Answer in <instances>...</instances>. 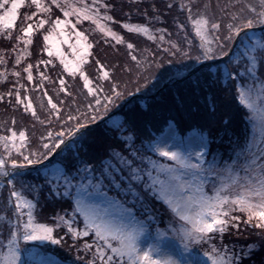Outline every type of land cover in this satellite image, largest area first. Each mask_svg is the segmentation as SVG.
<instances>
[{
	"label": "snow or ice",
	"instance_id": "snow-or-ice-1",
	"mask_svg": "<svg viewBox=\"0 0 264 264\" xmlns=\"http://www.w3.org/2000/svg\"><path fill=\"white\" fill-rule=\"evenodd\" d=\"M114 7L107 0H0V38L15 41L0 63L15 54L16 77L0 101L7 96L14 111L30 113L33 129L41 128L37 136L28 125L17 129L15 117L11 127L0 123V264H243L264 247V0H228L215 7L211 0H170L166 7L186 20H174L177 39L167 28L151 26L163 22L155 4L154 15L143 13L145 23L119 22L154 42L155 50L126 43L112 26ZM84 22L96 26L104 43H126L130 62L120 71L134 79L136 93L180 83L185 94L176 103L204 97L206 113L226 100L241 114L240 132L230 134L225 147L212 149L200 127L190 125L181 135L167 120L153 137L134 115L116 117L120 101L126 104L132 96V79H116L117 65L99 59L98 75L90 78L85 65L93 43L81 30ZM41 33L40 51L50 59L15 70L32 56ZM62 44L74 59L65 58ZM53 54L66 73L82 80L86 103H77L62 75L55 96L44 86L52 78L39 68L53 64ZM0 80L7 81L6 71ZM106 122L119 147L101 155L91 145L97 143L94 130ZM42 198L68 207L52 223L40 222ZM241 225L258 229V239L225 244L223 235L232 229L239 235ZM68 238L74 259L56 247L64 248Z\"/></svg>",
	"mask_w": 264,
	"mask_h": 264
},
{
	"label": "trees",
	"instance_id": "trees-1",
	"mask_svg": "<svg viewBox=\"0 0 264 264\" xmlns=\"http://www.w3.org/2000/svg\"><path fill=\"white\" fill-rule=\"evenodd\" d=\"M90 2V0H89ZM108 3L114 4L115 7L112 10V15L115 17L117 23L113 24V28L120 32L124 37L125 41L132 42L138 48L148 47L153 50L156 49V44L152 41L147 40L142 34H136L125 30L121 26V21L132 22V23H145L146 18L144 16L145 10L149 16L154 15L152 12V5L155 4L157 8L160 9V13L163 17V22L153 23L152 27H163L167 28L169 32L172 33V39H177L176 25L174 23L175 18L179 17L180 22H186L185 15L177 11L176 8L169 10L166 5L170 0H107ZM205 2V0H201ZM228 0H211V4L215 7L218 3H227ZM32 9L24 8V12H29ZM57 14H60L57 12ZM130 14V17H129ZM62 15V14H61ZM79 26V25H78ZM81 30H86V34L89 35L90 42L93 43V54L89 57V62L85 65V71L90 75L93 80L96 79L98 75V65L95 63L99 59L102 63L112 66L117 65L116 68V79L128 80L132 79V83L128 87V92L132 93V96H126L125 100L128 102L125 104L124 101H120L123 105L118 112H115L116 117L125 118L126 116H135L136 123L138 126L149 131L153 137L159 136L161 132L165 130V121L172 120L181 130V135H186L190 131V125L193 127H200L205 131L210 140V148L215 149L217 147L223 148L227 145L230 134H236L240 132L242 121L240 119V113L235 110L232 104L226 100H222L218 103L215 112H211V109L206 113L203 110V105L205 103L204 97H188L184 105H178L176 103V97L185 94V87L183 84H169L160 87L155 92H150L148 95H141L134 91L135 81L133 78L129 77L126 73L120 71V66L125 63L130 62V55L128 53L126 43L117 44L115 42H110L108 44L104 43V36L100 33L96 26L92 22H84ZM188 31L191 32L190 24L188 25ZM17 34H19V29H17ZM15 43L13 40L9 42L6 39L0 38V55L3 54V50L10 49L12 44ZM43 33L37 35L34 38V45L31 47L30 51L32 56L26 58L24 62L15 70H21L27 63L35 64L37 60H47L50 59L47 52L41 53L40 49L43 48ZM64 54L66 59H74V54L70 52L69 48L64 49ZM159 54V53H158ZM54 63L48 65L46 68L41 65L39 71H44L52 79L45 83V87L49 90L50 94L55 96V90L58 88L59 76H63L67 81L69 86V91L73 93V97L76 99L78 104H84L87 100L84 97L86 89L82 90V80L78 76L73 77L71 74L66 73L63 70V65L60 63L59 57L51 58ZM6 63H0V76H3L5 71L7 72V80L9 82H4L0 80V93H7L9 88L16 82V77L12 75L14 70V60L15 54H9L6 57ZM24 77L26 84L31 87L33 82L26 80V74L21 73ZM34 76L36 77V82L39 81V73L34 70ZM55 81V83H53ZM142 83V81H141ZM31 96H38L36 91L30 93ZM134 97V98H133ZM61 99H66V94L60 96ZM47 99L46 97L44 98ZM13 99V103H14ZM72 100L69 98L68 103L71 104ZM199 104L201 106V111H196V106ZM37 109H39V101H36ZM119 107V105H117ZM191 108L192 114L190 115L188 109ZM247 115V113H244ZM15 117L17 120L16 127L21 128L28 125V131L30 134H35L38 136L41 131L40 125L37 124L36 128L31 127L33 118L30 113L21 115V110H13L11 104L8 103V98L5 96L3 101H0V123L7 121V127H11V118ZM108 127L107 122L105 126L98 127L94 130L95 139L97 143L91 145V147L99 154L104 155L109 150V147H119V143L115 141L111 135H109L106 128ZM159 129V131L157 130ZM3 129H0L2 131ZM147 139V137H145ZM211 155V153H209ZM46 194V193H45ZM41 204L43 205L42 210H38V218L40 222L52 223L50 219L54 214L61 210V208L68 207L62 201L56 199L44 200L42 198ZM63 235V232H59ZM259 231L258 229L241 225L240 234L237 235L235 229L226 232L223 235V241L225 244L236 243L238 245H245L248 242L255 241L258 237L255 233ZM219 237H217V240ZM83 241H81L82 243ZM72 244V239L68 238L67 243L64 248L57 247V250L63 256H71L73 259L76 256V250L73 248L71 251L68 250V246ZM83 253L82 251L79 253ZM84 254V253H83ZM243 264H264V247H260L258 250H253L250 258H244Z\"/></svg>",
	"mask_w": 264,
	"mask_h": 264
},
{
	"label": "rangeland",
	"instance_id": "rangeland-1",
	"mask_svg": "<svg viewBox=\"0 0 264 264\" xmlns=\"http://www.w3.org/2000/svg\"><path fill=\"white\" fill-rule=\"evenodd\" d=\"M61 48H62L63 51H64L65 48H69V49H70V52H72L71 48H70L68 45H66V44H62V45H61ZM69 60H71V59H69ZM2 81H3V80H2ZM9 81H11V80H7L6 82H9ZM23 82L26 83L24 80H23ZM32 97H33V100H34L35 102H36V101H39L38 96H32ZM17 129H19V128H17ZM240 130H241V129H240ZM82 252H83V251H82ZM79 255L84 256L83 253H81V254H79Z\"/></svg>",
	"mask_w": 264,
	"mask_h": 264
}]
</instances>
